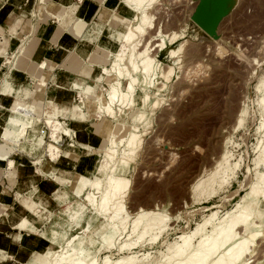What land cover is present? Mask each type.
<instances>
[{
    "label": "rangeland",
    "instance_id": "obj_1",
    "mask_svg": "<svg viewBox=\"0 0 264 264\" xmlns=\"http://www.w3.org/2000/svg\"><path fill=\"white\" fill-rule=\"evenodd\" d=\"M199 3L200 0H155L147 9L150 23H146L144 31L136 36L141 39L136 50H143L147 46V53L154 58V68L150 86L145 85L143 90L137 89L136 99L144 91L152 94L158 88L159 95L156 98L160 99V103L153 110L146 109L142 122L134 119L139 112L136 103L126 112H116L112 120L101 116L105 128L109 122L114 124L113 130L118 132L116 139L125 136L134 125L144 129L145 133L141 134L135 153L128 155L130 159L124 172L128 183L120 199L127 218L125 227L124 224L118 226L119 230L120 226L124 227L122 236L118 237L119 232L109 227L107 215L110 212L101 215L89 209L81 225L71 227L64 238L81 232L83 227L89 225L84 235L90 236L93 244L86 245L83 253L85 260L96 258L98 264H103L105 256L112 260L127 254L130 250L119 251L118 245L124 240L136 238L135 234L142 229V225L127 236L131 233L130 223L135 213L142 209L165 214L167 219L162 223L163 227L157 230L155 239L147 234L131 249L135 251V259L143 261H136L135 264H165L170 244L213 211L216 212L214 220L218 221L248 196L257 182V170L264 171V166H257L254 160L258 142L264 138V132H259L257 128L263 122L260 116L262 104L258 100L263 92L257 86L264 77V0L203 1L211 11L217 7L220 18L216 22L214 34L206 33L192 19ZM173 34L176 36L172 39ZM171 49L175 52L169 55ZM108 56L113 57L112 53ZM161 72L163 75L166 72L169 74L164 77ZM107 85L105 81L101 89L97 87L96 96L102 95ZM154 97L151 95L150 99ZM41 108L40 103L36 109ZM242 109L245 111L244 119L237 125L236 119ZM41 114L35 116L36 123H43L39 119L42 118ZM72 129L78 133L76 127ZM48 133L43 132L42 138L37 135L43 146L37 153L43 162L48 160L44 151L47 141L51 140ZM73 144L76 143L68 145ZM106 145L107 141L101 148H91V155L96 157L94 166L97 167L106 157L115 166V173H119V157L127 154V151L123 150V143L114 147L116 152L111 162L104 154ZM225 151L231 154L230 162L236 164L235 175L214 194L208 195L202 186L200 192L193 189L195 181L208 178L215 161ZM16 155L32 161L35 157V154L30 157L24 152H16ZM78 177L79 173L74 179ZM204 181L202 185L206 184ZM83 197L84 193L80 198L72 197L71 204H80ZM62 207V204L53 205L52 209L57 211ZM69 218L65 212L64 219ZM55 219L49 222L53 220L58 226L56 229L65 224L63 218L55 216ZM38 223L42 224L40 232L48 226L40 220ZM109 228L116 231L114 239H119H113L112 245L102 243L95 251L98 244L96 240ZM210 228V225L205 227L206 231ZM258 228L260 234L254 237L251 251L244 256L245 264H264V224L260 223ZM45 233V230L41 233L43 238H55L51 233L48 236ZM198 240L199 235H195L192 241L196 243ZM75 246H79V242Z\"/></svg>",
    "mask_w": 264,
    "mask_h": 264
},
{
    "label": "crops",
    "instance_id": "obj_2",
    "mask_svg": "<svg viewBox=\"0 0 264 264\" xmlns=\"http://www.w3.org/2000/svg\"><path fill=\"white\" fill-rule=\"evenodd\" d=\"M124 5L121 0H44L43 3L39 0H0V264H25L36 251L48 248L50 244L43 238V230L46 236L57 233L59 239H64L69 229L75 227L64 219L74 198L67 202L63 196L80 198L82 193L77 195L67 180L92 169L95 160L90 149L103 147L109 136L105 132L104 119L99 117L95 107L98 92L87 93L85 106L79 109V93L72 82L85 88L95 84L101 89L104 85L105 81L100 84L97 77L101 75L99 65L108 64V51L97 44L105 43L120 30V26L108 22L126 15ZM77 18H82L84 24L80 33L74 35L68 29ZM93 53L95 63L90 61ZM6 56L11 58L10 62L9 59L5 61ZM42 61L45 67H39ZM2 77L6 79L4 83ZM40 80H45L46 86L38 96L35 83ZM19 98L28 102L36 100L34 110L40 103L42 106L36 109L37 114L50 111L78 130L77 136L62 135L60 146L64 153L59 161L42 162L43 174L33 163L39 157L37 150L43 148L37 135L47 134L42 122L35 121L28 127L18 143L2 138L5 129L10 127L11 106ZM91 112V117H85ZM44 137L46 140L47 136ZM72 142L76 144L69 146ZM16 152L30 157L35 154V157L25 162ZM10 159L14 162L12 167L8 165ZM49 171L55 175L50 176ZM20 195L21 201L18 200ZM42 200L47 204L38 211L37 219L29 206L38 209L37 201ZM61 204L64 207L57 211L52 209L53 205ZM55 216L65 220L58 229L53 220L49 222L56 220ZM39 220L45 222L43 225L49 222L41 232Z\"/></svg>",
    "mask_w": 264,
    "mask_h": 264
},
{
    "label": "bare ground",
    "instance_id": "obj_3",
    "mask_svg": "<svg viewBox=\"0 0 264 264\" xmlns=\"http://www.w3.org/2000/svg\"><path fill=\"white\" fill-rule=\"evenodd\" d=\"M121 1L126 5V15H123L120 20H110L108 22L109 25L120 26V30H118L115 35H112L113 37L108 39L105 43L97 44L98 47L105 48L108 51V54L112 53L113 57L111 58L107 55V61L111 58L107 66L104 64L99 65L101 68V75L97 77V81H99L100 84L101 82L106 81L108 85L103 89L102 95H97L95 97V107L98 111L99 117L105 116L112 120L117 113L120 114L123 111L126 112V110L136 103L139 107V112L134 119L138 122H142L146 116V109L153 110L154 107L160 103V99L156 98L159 95L158 88H156L152 94L149 91H144L139 99H136L137 89L143 90L145 85H148V87L150 86L149 80H151L154 68V58L147 53V46H145L143 50H136L141 40L136 36L144 31L146 23H150L147 9L155 0ZM39 2L43 3L44 0H39ZM220 9L221 8L219 7V14ZM81 19L77 18L73 24L71 23L72 26L68 31L74 33V35L80 33L79 31L84 24ZM175 36L176 34H173L172 39L175 38ZM135 37L138 40H136ZM174 52L175 50L171 49L169 55H172ZM23 54L22 51L21 55ZM95 57V53L90 56L92 59L90 61L92 63H95ZM10 59V57H5V61L8 60V62H10ZM45 66L46 63L43 62L39 67ZM161 73L163 75V72ZM167 74L169 73L166 72L163 76L165 77ZM5 81L6 79L4 77L3 83ZM0 83H2L1 80ZM35 85L37 86L39 96L41 94L40 90L46 86V82L45 80H40L38 83H35ZM97 86L98 85L93 84L88 86V88H85L76 81L72 82V87H74L79 93L78 97L80 101L77 105L79 109L85 106L84 98L87 97V93H93ZM257 88L263 92L261 98L258 99L262 104L260 116L263 122L257 128L259 132H264V77ZM151 95L155 96L152 100L150 99ZM36 103V100L28 102L23 101L20 98L13 102V105L11 106V115L8 117V124L11 128L7 127L8 129H5L2 135L3 139L12 143H18L22 140L28 132V127L32 126L37 119L35 118L37 113L34 110ZM96 113L97 112H95V114ZM244 114L245 111L242 109L237 116L238 119H236L237 125L241 124L244 119ZM91 116L92 112L87 116L85 114V117ZM41 117L42 118L39 119H41L44 126L49 129V133H47L49 134L48 137L51 138V140L47 141V144L44 147V151L49 159L47 161H59V157L64 153L59 144L62 135L66 134L72 136L74 134L73 136H77V133H75L71 127H67L63 119H58L57 116L50 111H44L41 114ZM145 125H147V122H145ZM113 126L114 124L109 122L105 128V132L108 133L109 137L107 145L105 146L106 148L104 149V154L105 156H108L111 161L116 152L114 147L123 143V150H126L127 154H121L119 157V173H115V166L104 156L105 160L101 163L99 162L100 164H98L97 167L93 166L92 169L85 171V173H79L77 179L67 180V183L73 185L76 194L79 195L84 193V197L82 201L80 200V204H72L65 212L70 217L68 219L69 223L74 224L75 226L81 225V222L89 209H93L97 214L101 215L102 213L105 214L110 212L108 213L109 215L106 214L108 216L107 223H109L110 228H115V230L119 232V234L117 233V236L120 237L124 231L123 228L125 227V220L127 218V215L124 212V204L120 198L124 195L128 183V177L124 174L127 161L130 159L128 155L135 153L134 151L141 140V134L145 132L144 129L142 130V128L134 125L132 127L133 129L128 131L125 136L116 139L118 132L113 130ZM38 136L40 138L43 137L42 133ZM226 142L227 141H225V144ZM257 147L258 151L257 157L254 159L255 163L257 166L260 164L264 166V138L259 140ZM222 154L221 157L215 161V166L213 165L214 167L209 173L208 178L205 179L206 184L202 185L204 180L200 178L194 182L193 189H198L200 192L201 190L199 188L202 186V189L204 187L205 191L207 190V194L211 195L218 192L223 185L227 184L235 175L236 164L230 162L229 158L231 157V154H228L226 151ZM92 157L95 160L96 157L94 155H92ZM42 162L43 160L39 157L33 161V163L37 165V171L43 174ZM8 165L11 167L14 165L12 159L9 160ZM49 172L48 174L50 176L54 174L52 171ZM255 175L257 182H255L256 184L254 186L252 185L253 187L251 191L249 194L247 193L248 196H245L241 202L234 206L233 209L228 210L218 221L214 220L216 212L213 211L205 216L201 222L197 223L188 233L181 234L178 237V240L174 241L169 246L167 245L168 254L165 257L164 263L245 264L246 260H244V256L251 251L250 245L254 242V237L260 234L258 231L260 228L257 229V227L260 223L262 225L264 224V171L257 170ZM21 199L22 197L20 195L18 200L21 201ZM63 199L68 202L72 197L66 194L63 196ZM43 201L44 200L37 201L39 204L38 209H35L33 205L29 206L31 214L36 218L38 217V211L43 205L47 204L46 201L45 203ZM24 204L26 205V203ZM1 206L2 205L0 204V207ZM157 215L158 217H156ZM159 215V212H145L142 211V209L141 211H137L135 217L130 223L132 225L131 233L127 237L135 233L139 225H142L140 227L142 229L136 232L137 234H135L136 238L134 240H124L118 245L119 251L124 249L130 251L127 252V254L112 260L108 258V256H105L103 258V264L137 263L140 259H135V251H131V249L134 248L147 234L151 239L156 238L157 230H160V228L163 227L162 223L167 219L165 214L160 215V217ZM123 224L124 227L122 228V226H120L122 230H119L118 226ZM207 225H210L211 228L206 231L205 227ZM110 228L100 236L99 240H96L98 244L95 246V251L102 243L108 245L113 244L116 231ZM88 229L89 225L83 227L81 232L78 231L64 240H60L57 233H53L55 238H46L50 246L42 252L36 251L31 259L25 264H98V259L96 258L85 260L83 257V253L86 251V245L90 246L93 244V242H90V236H87L86 234L84 235ZM195 235H199V240L196 243H193L192 240ZM118 237L117 239H119ZM75 241L79 242V246H75ZM52 245L57 247H53Z\"/></svg>",
    "mask_w": 264,
    "mask_h": 264
},
{
    "label": "water",
    "instance_id": "obj_4",
    "mask_svg": "<svg viewBox=\"0 0 264 264\" xmlns=\"http://www.w3.org/2000/svg\"><path fill=\"white\" fill-rule=\"evenodd\" d=\"M203 1L206 0H200L199 5L192 14V19L206 33L214 34L216 22L220 16L217 15V7L215 11H211Z\"/></svg>",
    "mask_w": 264,
    "mask_h": 264
}]
</instances>
